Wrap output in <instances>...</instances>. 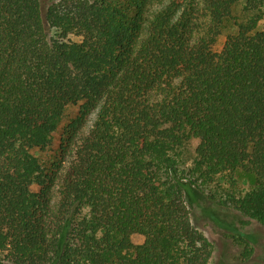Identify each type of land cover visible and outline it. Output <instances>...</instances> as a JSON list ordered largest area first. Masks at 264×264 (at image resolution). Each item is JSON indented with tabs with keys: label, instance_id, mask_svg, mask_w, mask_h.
I'll return each mask as SVG.
<instances>
[{
	"label": "trees",
	"instance_id": "1",
	"mask_svg": "<svg viewBox=\"0 0 264 264\" xmlns=\"http://www.w3.org/2000/svg\"><path fill=\"white\" fill-rule=\"evenodd\" d=\"M241 170L247 192L203 198ZM214 202L264 229V0H0V264H209L192 203Z\"/></svg>",
	"mask_w": 264,
	"mask_h": 264
},
{
	"label": "rangeland",
	"instance_id": "2",
	"mask_svg": "<svg viewBox=\"0 0 264 264\" xmlns=\"http://www.w3.org/2000/svg\"><path fill=\"white\" fill-rule=\"evenodd\" d=\"M246 16L247 14L241 4L234 6L233 16L226 22L223 33L219 37L217 44L219 47L223 45L227 35L235 31V22L244 20ZM80 111L81 103L68 105L62 116L59 128L54 134L52 143L44 149L36 148L32 150L45 168H50L62 156L61 144L66 136L65 130L70 122L80 114ZM97 111L98 109L88 116L80 135L86 134L91 129L96 119ZM72 156V151L69 150L65 157V166L72 160ZM254 183V175L247 171L241 170L233 174H226L217 178L213 183L201 186L204 191L203 198L207 199L209 195H212L216 201H223L229 194L237 196L247 192L254 186ZM38 189L36 185L32 186V190L38 191ZM188 201L193 202L191 199H188ZM192 204L194 224L216 243V250L209 264H264V229L262 226L254 221L243 223L247 221V217L232 207L229 209L222 208L214 202L211 207L218 211V216L221 218V222H216L207 215L200 214V210L194 207V203ZM215 209H210L209 212L212 214ZM245 236H249L251 241ZM253 239L256 242L253 257L244 263L242 256L247 250L251 249ZM134 241L140 243L143 241V237L136 235ZM249 241L250 243H248Z\"/></svg>",
	"mask_w": 264,
	"mask_h": 264
}]
</instances>
